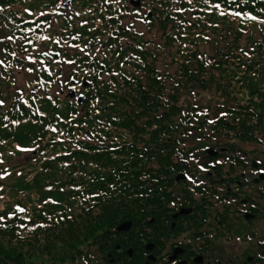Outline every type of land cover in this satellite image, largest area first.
I'll list each match as a JSON object with an SVG mask.
<instances>
[{
  "label": "trees",
  "instance_id": "trees-1",
  "mask_svg": "<svg viewBox=\"0 0 264 264\" xmlns=\"http://www.w3.org/2000/svg\"><path fill=\"white\" fill-rule=\"evenodd\" d=\"M65 1L0 0V264L100 252L121 214L157 213L202 172L205 138L264 142V0H146L151 17L118 26L121 3ZM38 37L89 72L81 106Z\"/></svg>",
  "mask_w": 264,
  "mask_h": 264
},
{
  "label": "flooded vegetation",
  "instance_id": "flooded-vegetation-1",
  "mask_svg": "<svg viewBox=\"0 0 264 264\" xmlns=\"http://www.w3.org/2000/svg\"><path fill=\"white\" fill-rule=\"evenodd\" d=\"M110 1L122 5L114 13L116 26L145 13L147 6L146 0L138 5ZM54 59L62 69L64 92H83L89 72L73 74L76 60L61 51ZM106 69L103 64L101 74ZM231 149L232 144L207 142L194 160L193 169L202 172L179 179L172 201L155 214L141 208L134 217L121 219L100 252L82 257L78 251L60 264H264V159Z\"/></svg>",
  "mask_w": 264,
  "mask_h": 264
},
{
  "label": "rangeland",
  "instance_id": "rangeland-1",
  "mask_svg": "<svg viewBox=\"0 0 264 264\" xmlns=\"http://www.w3.org/2000/svg\"><path fill=\"white\" fill-rule=\"evenodd\" d=\"M30 43L32 45H39V47L36 48L35 52H39L41 54L42 51L45 50V43L43 42V39L40 38V37H38V38H36L34 40L30 39ZM36 58L38 60H40L37 63H40V62H43L44 61L40 57H36ZM35 80H37L36 79V76H35V72L33 70H30V68L29 69H26V72L23 71V73L18 76L19 86L20 87H24L26 89H28L29 86H30V84L33 81H35ZM58 89H59V87H57L55 91L57 92ZM39 90H40V88H39ZM209 137L210 138H205V144L207 142L210 143V145L228 144L229 141H231L230 143H236L240 147H243L246 150H248V152L250 153V156L251 155H254V153H257V154H259L261 156V158L264 159V142L254 141V140L242 141L239 137H234V136L232 137L231 133H229V134L222 133L221 134V137H220L221 139L219 141H217V142H213L214 140H217L218 139L217 136L214 135V136H209ZM201 148H204V146L201 147ZM230 151H233V150L231 149ZM194 152L195 153L190 152V154H193V155L197 156L198 155V150H195ZM124 217H127V216H125L124 214H121L119 216L120 219H122Z\"/></svg>",
  "mask_w": 264,
  "mask_h": 264
},
{
  "label": "water",
  "instance_id": "water-1",
  "mask_svg": "<svg viewBox=\"0 0 264 264\" xmlns=\"http://www.w3.org/2000/svg\"><path fill=\"white\" fill-rule=\"evenodd\" d=\"M131 1L134 2V3L137 4V5L141 2V0H131ZM43 54H44V55H52L53 52H44ZM55 55H56V56H59L60 53L55 52ZM69 94H70L71 96H74V95L76 94V90L71 91ZM82 97H83V95H80V96L78 97V100H77L78 104L81 103V101H82ZM208 150H212V148H208ZM181 177H186V175H185V174H180V175H178V179L181 178Z\"/></svg>",
  "mask_w": 264,
  "mask_h": 264
},
{
  "label": "snow or ice",
  "instance_id": "snow-or-ice-1",
  "mask_svg": "<svg viewBox=\"0 0 264 264\" xmlns=\"http://www.w3.org/2000/svg\"><path fill=\"white\" fill-rule=\"evenodd\" d=\"M253 19H255V17H253ZM0 103H2V102H0ZM21 211H23V209H21Z\"/></svg>",
  "mask_w": 264,
  "mask_h": 264
}]
</instances>
